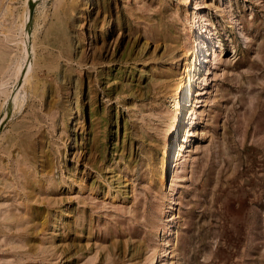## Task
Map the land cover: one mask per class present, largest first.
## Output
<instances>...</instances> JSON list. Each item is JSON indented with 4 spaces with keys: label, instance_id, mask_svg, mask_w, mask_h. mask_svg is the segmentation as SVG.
Masks as SVG:
<instances>
[{
    "label": "rangeland",
    "instance_id": "obj_1",
    "mask_svg": "<svg viewBox=\"0 0 264 264\" xmlns=\"http://www.w3.org/2000/svg\"><path fill=\"white\" fill-rule=\"evenodd\" d=\"M0 264H264V0H0Z\"/></svg>",
    "mask_w": 264,
    "mask_h": 264
},
{
    "label": "bare ground",
    "instance_id": "obj_2",
    "mask_svg": "<svg viewBox=\"0 0 264 264\" xmlns=\"http://www.w3.org/2000/svg\"><path fill=\"white\" fill-rule=\"evenodd\" d=\"M204 53H205L204 47L201 45L198 57L194 61H192L191 66L189 68L187 80H186L185 86H184L183 101H185V102H189V100H190V94H191V91L193 90V88L195 86V81L197 80L196 76L199 72L200 65L204 59L203 58ZM175 105L178 106V103H176ZM188 112L190 113V110L186 111L185 113H188ZM182 120H184L183 117H182Z\"/></svg>",
    "mask_w": 264,
    "mask_h": 264
}]
</instances>
